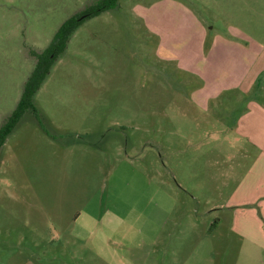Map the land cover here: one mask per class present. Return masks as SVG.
I'll return each mask as SVG.
<instances>
[{
  "label": "rangeland",
  "instance_id": "obj_1",
  "mask_svg": "<svg viewBox=\"0 0 264 264\" xmlns=\"http://www.w3.org/2000/svg\"><path fill=\"white\" fill-rule=\"evenodd\" d=\"M96 1L0 0V124L34 68L30 49L44 50L66 19ZM241 1L119 0L75 30L34 96L39 118L26 112L0 151V181L27 199L41 198L36 227L49 234L51 221L43 218L70 200L103 199L101 227L122 232L116 249L124 260L144 259L146 250L132 246L140 241L135 235L165 220V229L182 230V264H264L258 228L251 237L230 230L236 212L254 205L231 202L233 193L241 198L264 189L255 180L243 185L252 157L236 132L245 98L264 100V6L236 13ZM216 89L206 104L201 92ZM225 138L234 148L219 140ZM119 143L126 151L118 153ZM169 182L195 197L179 191L172 203L164 192ZM97 202L90 203L93 213ZM165 204L170 210L163 215ZM91 223L88 216L78 227ZM50 239L41 238L42 251ZM74 240L71 264H109L92 253L103 250L111 259L108 247L89 240L86 250Z\"/></svg>",
  "mask_w": 264,
  "mask_h": 264
},
{
  "label": "crops",
  "instance_id": "obj_2",
  "mask_svg": "<svg viewBox=\"0 0 264 264\" xmlns=\"http://www.w3.org/2000/svg\"><path fill=\"white\" fill-rule=\"evenodd\" d=\"M253 2L254 4H252L251 6L249 0H243L240 3L242 4L241 6H235L234 11L236 13H244L246 15L247 13H249L251 7L254 8V11L256 9L258 11L263 9L262 7L264 6V0H253ZM183 8L187 7L184 6ZM183 10L185 13L187 12V9ZM226 11H228V9H226ZM243 15L241 16L242 21L244 20ZM253 21L256 22V20ZM167 34L168 38H166V40H171L173 34H169V31H165V35ZM165 35L163 40L165 39ZM221 49L224 51L223 53H225V56L229 53L228 45L223 46ZM239 64L240 63L236 64L237 68H239ZM233 73L234 71H231L227 76L231 80L234 79ZM233 86L234 84L231 85L230 88H232ZM239 88L242 92H247L248 90L247 88H243L242 85H240ZM234 89L230 90L234 91ZM201 93H203V96L201 97L203 99L206 98L205 103L207 104L211 101V98L218 94V89L211 90L209 93ZM244 96L247 97V95ZM242 99L244 101V98ZM244 102L245 109L240 118V122L236 129V132L242 136V139L240 141L247 142L246 148L241 147L243 148L242 150H244V152L247 151V154L244 153V155L252 158L250 164H247V168L244 172L245 175H243L242 177V180L245 181L243 185H245L247 182L255 180V184L257 185V187H262L263 189L264 100L260 98L257 99V97H248V99L245 98ZM4 121L5 120H3L2 123ZM21 121L9 134L0 151L4 150L3 148L7 146L11 139V135L19 127ZM2 123L0 124V126L2 125ZM109 129L112 130L113 133L121 132L122 134H126L125 132H122V128L118 130L110 127L108 128V130ZM103 134L101 133L100 136H103ZM125 140L127 141V137ZM219 140L223 141V143H225L227 147L229 143V147L234 148L233 139L225 138ZM116 149L118 150V153H121L122 150L126 151V144L119 143L118 146H116ZM137 152H139V149H137ZM168 185L169 187L166 186L164 192L170 195L169 197L171 198L172 203L178 200L176 196L178 195L179 191L189 200H191L193 196L195 197V195H190L185 192H182L183 187L181 186H177L170 182ZM241 185L242 183L240 184V186ZM27 186L28 185L26 184H22L20 188L24 189ZM16 189L17 186L9 182L8 180L3 182L0 181V264H71L73 262V254L76 247V245L74 244V238L82 240L83 243H81L80 246H82L86 250L89 247L87 246L89 240L92 241V245H95V247L98 244H100L101 248H103L104 246L108 247V255H110L111 258L108 260L106 258V254L102 252L103 250L101 251L94 249V252H92L93 254H95L96 257L94 259L100 260L102 259V257H104V263L107 262L109 264H182L184 262L183 260L185 253L184 249L182 248V239H180V233L182 232V230H180L179 228L173 229L171 231L165 229V220L163 223L157 226L156 229H153L150 232H144L142 234L135 235V237H140V241L136 244H133L132 246H135V248L139 249H145L147 254L144 259L142 257L134 255V259L130 258V260L127 261V259L124 260L123 257H121V255L116 249L117 246H121L122 244V240H120L119 238L123 236L122 232L116 229H105L104 226L101 227V217L103 216L102 210L104 209L102 208L103 199L100 201L96 198H87L86 200L82 199L81 201L83 202L79 205L74 204L73 200H70V202H66L64 206L63 204H61L59 212L55 211L51 216L43 218V220L51 221V224L48 227L49 234H47V232L45 233V231H42L40 224H38V226L36 227L35 222V219L40 216V211L42 207L41 198L39 197L27 199L26 197H23V194H20ZM33 189L35 194L38 195L36 192L35 184L33 185ZM236 193L237 191L234 192V195H232V197L229 199L231 202L244 204L248 203L254 205L245 209V212L250 213L249 215L245 212H236V216L233 224L230 227V230L232 232L238 231L245 236L251 237L255 234L252 231L255 229L252 227H257V231L261 233L259 234L260 238L264 240V189L263 191L249 193L247 197L241 198H238V193ZM96 201H98L99 203L97 202V208L93 213L90 211L89 207L91 202L94 203ZM26 202L28 204H26ZM169 210L170 208L168 205L162 214H167ZM31 212H33V215L31 216L32 221L28 222L27 213L31 214ZM246 215H248V217ZM88 216L92 217L91 228L79 229V223L82 222L83 219L88 218ZM27 227L30 231L28 233L29 236H27ZM214 229V227H212V229L211 227L209 228V230L211 231H213ZM43 236H49L51 238L49 240L50 245L48 246V250L46 249L44 251H42L41 241V238ZM36 237L38 239H36ZM102 237H104L105 240L101 239ZM27 238H30L29 243L32 244L31 246H27ZM111 252H115L118 258L111 256ZM43 253L48 255H43Z\"/></svg>",
  "mask_w": 264,
  "mask_h": 264
},
{
  "label": "trees",
  "instance_id": "obj_3",
  "mask_svg": "<svg viewBox=\"0 0 264 264\" xmlns=\"http://www.w3.org/2000/svg\"><path fill=\"white\" fill-rule=\"evenodd\" d=\"M118 5L119 0H97L95 3L66 19L59 26L53 39L44 50L37 51L33 48L30 49L31 55L35 58V65L24 83L17 107L0 126V149L26 112L29 111L39 118V112L34 104V96L49 74L55 61L66 51L68 42L75 30L86 20L114 9ZM259 82L261 81L259 80Z\"/></svg>",
  "mask_w": 264,
  "mask_h": 264
}]
</instances>
